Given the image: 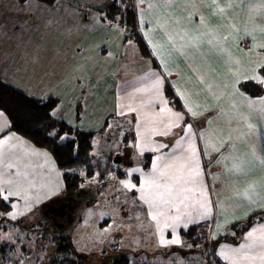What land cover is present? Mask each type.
I'll return each mask as SVG.
<instances>
[{"label": "crops", "instance_id": "crops-1", "mask_svg": "<svg viewBox=\"0 0 264 264\" xmlns=\"http://www.w3.org/2000/svg\"><path fill=\"white\" fill-rule=\"evenodd\" d=\"M126 1L131 3L128 6L132 10H140V14L136 11V30L138 36L147 45L148 55L146 56L142 54L131 33L129 36L124 33L129 30L108 18V10L125 7L123 0H73L71 7L48 10H39L37 7L39 1L35 0L31 9L25 13L9 11L11 0H0V22L6 23V30L9 33L19 31L14 28L18 20L29 19L32 23H36L39 19L40 23L39 31L32 28L23 33V39L13 37L11 41H0V50L16 57L15 63L11 60L6 62L0 60V69H2L0 80L35 98L58 99V104L53 110L57 119L68 122L82 131L95 132L96 136L106 138L103 134L109 128L112 130L116 128L114 121L130 118L126 121L127 124L130 123L129 127L134 134L131 139L135 143L142 144L147 153L143 155L141 172L131 175H128L131 169L137 168L133 162H130L131 147L128 145L125 147V153L128 155L126 156L127 168H125L127 171L118 169L120 167L118 162H123V156L117 155L116 159L119 161H116L115 168L108 172V175H115L118 185L124 191L128 188H125L121 181L129 180L139 187L143 183V180L140 181V176L151 174L156 157H164L161 164L166 162L169 157L168 149L176 145V139L180 136L181 140L183 135L179 131L180 128H184L183 123L179 127H174L167 135L151 131L153 128L163 131V125L159 122L161 117L156 115L163 105L153 91L147 90V78L153 73H159L160 68H165L164 74L168 76V80L171 81L172 74L178 76L179 79L172 77V83L182 89L183 80L180 78L185 80L187 75L198 73L201 76V103L198 104H201L199 108L203 109V112L199 118L189 119L195 135L191 139L187 135L183 136L182 144L185 148L189 143H194L200 156L205 159L206 154L212 164L207 167L201 166V176L195 183L187 185L193 191L187 193L189 199L184 204L178 205L179 213L176 208L169 209L166 206L158 209L165 212V217L161 219H167L169 223L177 215L181 217L175 229L163 228L165 241L178 237L181 242L179 244H161L160 242L158 245L152 244L149 247L139 248L140 254L133 252L135 261L128 256L122 258H129L131 262L140 264H206L201 260V257L205 258L203 251L206 247L207 261H210V264H264V245L259 240L264 233L260 231L255 233L257 243L254 247L233 251L250 243L247 239L248 233L254 228H264V222L253 225L242 234L232 229L233 225L264 212V164H261V159L264 158V151L261 150L264 148V118L255 110V107L248 106V100L258 101L264 97V94L261 97H251L240 88L239 92L233 88L237 76L241 77L242 82L248 80L245 77L252 73L247 70L249 67L252 68V60L249 56L246 57V53L239 50V46L247 48L248 44L250 51H254L253 48L264 51L258 47L259 43H264V31L253 24V18L258 16H247L243 20L233 17V20L227 23L225 18L227 14L236 13L237 15L238 0H216V3L225 9L221 22L216 19L212 21L213 16L220 15L213 8V0H204L203 4L197 0L195 6L189 3V0H173L170 7L162 5L160 0ZM262 1L260 0L261 6L264 5ZM20 3L21 1L17 0V7ZM245 7L249 8L248 10L257 8L256 6L253 8L254 4L250 1ZM173 12L176 15L179 12L183 14L184 23L180 24L184 28L169 29L173 36V40L170 41L168 34L160 25L166 24V17ZM243 12H245L244 7ZM194 14L202 15L206 22V17L208 18L205 32H214L221 38L228 37L224 42L226 52L221 51L219 46L209 44L208 36L204 38L205 42L199 49H186V55H181L175 50L173 44L184 43L177 37H180L185 29L190 34H198L199 21L194 23L188 21V17ZM140 16L146 22L142 23ZM105 18L114 25H108L104 21ZM231 26H235L239 31L233 33ZM115 30L121 32L119 38L114 34ZM246 31L252 32L253 36L260 32L261 36L256 37L255 40H249L250 38L245 36ZM145 33L151 34L153 43L157 46L155 49L147 43L150 37ZM128 37L133 38L140 55L124 54L125 50L122 46L124 47L123 44ZM111 39L116 40V45L112 48L114 57L109 59L103 52L106 51L108 54ZM17 42L20 44L19 48L16 47ZM209 51L213 54H208ZM37 52L40 54L39 62L35 67H31L26 61ZM150 52L153 55H150ZM161 60L164 64L158 68L157 65ZM192 84L193 82H188V86L195 88L196 93L200 94L197 90L199 85ZM166 85L167 83L162 89L161 96L169 101V107H173L166 95ZM95 99L101 102L97 109L90 103ZM96 110L101 111L99 117L94 114ZM174 110L178 109L174 107ZM221 110L224 118L218 119ZM229 118L232 119V123L228 122ZM194 119L207 120L210 123L196 125L193 122ZM248 125H252L253 130H250ZM173 132L179 135L175 136V140L169 141ZM141 133L145 136L143 143ZM230 137L233 139L230 140ZM126 139L130 140L127 136ZM212 142L219 147L218 152L210 148L209 144ZM129 144L132 143L129 142ZM229 144L232 146L229 147ZM159 145L164 147H161L159 151L151 150ZM173 153L179 152L177 150ZM147 154L150 155V160L148 168H145L148 161L145 158ZM233 158H239L242 162L243 174L237 175L229 171ZM220 159H223V162H219ZM108 163L111 162L105 164ZM107 180L108 177L102 180L103 185H106ZM0 190L2 198L9 191L19 193V195L10 196L7 200L12 206L11 212L16 210V206H22L18 200L28 201V204L33 201L34 204L29 208L38 205L56 207L51 199L64 192L63 174L53 156L47 150L36 147L28 139L12 132L10 121L5 114L0 117ZM129 190L136 194V200H133V203L136 202L141 207L135 212L139 214L136 218H141L140 214H142L146 222L151 225L156 238L153 225L157 226V224L151 218L153 210L140 199V192L135 189ZM201 192L204 196L200 195ZM205 197L210 202L208 206L211 209L206 216L203 215L204 210L201 207ZM70 201L71 205L76 203L73 200ZM69 209L67 215L71 213ZM157 230L158 238L161 240L158 227ZM183 230H189V234L183 235ZM211 243L216 245V254L222 263L216 262L209 255L208 246ZM222 252L229 258L225 259V256L221 255Z\"/></svg>", "mask_w": 264, "mask_h": 264}, {"label": "rangeland", "instance_id": "rangeland-1", "mask_svg": "<svg viewBox=\"0 0 264 264\" xmlns=\"http://www.w3.org/2000/svg\"><path fill=\"white\" fill-rule=\"evenodd\" d=\"M72 1L73 0H57L56 6L54 7H51L53 5L39 1V10H48L49 8L61 9L67 6L71 7V3H73ZM248 1L254 4L253 8L260 6L261 3L260 0H238L239 6L237 15L236 13H232L231 15L227 14L225 16L227 23H229L230 20L232 21L233 17L238 20H243L247 18V16L259 17L260 15H264V7H261V10H248L249 8L245 7ZM262 2L264 3V0ZM122 3L127 7H129L128 4L131 5V3L126 0H123ZM242 4L245 12H243ZM134 11H137V13L140 14V10ZM172 16L180 23H184L183 14L181 12H179L177 15L173 12ZM140 17L142 19V16ZM222 18V15H215L212 17V21L216 19L218 22H221ZM206 19V23H208L209 20L207 17ZM104 21L108 25L113 24L106 18ZM143 22L146 21L142 19V23ZM120 33L121 32L119 30L114 31V34L118 38ZM124 33H126L128 36L130 35V32L128 31H124ZM259 33L260 32L255 33L254 37L256 38L261 36ZM114 39H111L109 43L110 50L108 54L106 51L103 52L104 56L106 55V57L109 59L114 57L112 52V48L116 45V40ZM177 39H179V37H177ZM250 43H252V41H250ZM123 45L124 47L122 46V48L125 50L124 54H129L132 56L140 55L133 38L128 37ZM247 46V48L239 46V50H242L243 53H246V57L249 56V59L252 60V68H247V70L252 72L253 68L258 69L260 64H264V51L257 48H253L254 51H250L248 44ZM208 54H213V52L209 51ZM249 74L252 75V73ZM172 77L173 79L174 77L179 79L178 76L172 74L171 83ZM180 79L183 80V82H181V90L187 91L190 106H201V104H198L201 103V76H199L198 73H195V75H187L185 80L183 78ZM188 82H193L192 85L198 84L199 86L197 90L200 91V94L196 93L195 88L189 87ZM90 103L95 109L101 105L99 99H95ZM183 111L184 110L182 109L181 112ZM100 112V110L94 111L96 117H99ZM186 118L188 117L186 116ZM129 119L130 118L126 120ZM126 120L114 121L116 122V128L113 130L109 128L107 132L103 134V136L108 139L99 135L94 138V148L92 151L93 163L97 164L100 162L105 164L107 162H111L112 165H115L117 155L120 156L121 154V156H123V162H118L120 165L118 169L126 170V156L128 155L125 153V147L128 145L132 149V160H130V162H133L134 166L137 168L141 167L143 155L147 153V150L144 149L143 154H141L140 148L142 147V144L139 142L135 143V141L131 139L134 134L131 132V128L129 127L130 123L127 124ZM198 121H201V119L193 120L196 125H201V123H198ZM179 131H181L183 134L182 137L186 136L184 134L186 131L184 128H180ZM177 135H175V132H173L169 141L175 140V136ZM126 136L127 138H130V140L126 139ZM155 140L157 141L156 138ZM176 140H180V136ZM128 141L132 144H129ZM188 145L184 148L182 144V148L177 149L176 145L174 144L170 149H168V155H180L183 149L188 148ZM192 145L197 148L194 143H192ZM209 145H214V143L212 142ZM177 150L179 152L178 154L173 153V151ZM196 152V160L198 161L199 171L201 170V166L207 167V165L209 166L212 164L211 161L208 160L206 154L204 155V158L206 159L205 160L202 156H200V153H198L197 149ZM187 155H190V153H187ZM152 161L154 162V159ZM218 161L223 162V159ZM98 177L99 172L95 179H85L83 181L80 194L74 197V200H77L78 203L72 205L74 208L71 207V213L67 215L66 219H60V223L62 224L61 227L58 226V229H56L53 228L54 226L49 223L51 230L48 232L47 235L49 236L47 237H45L46 233L43 230V227L38 226L39 222L44 220L48 221V219L54 218L53 216L49 215L50 212H47V206L41 207L38 205L37 207L29 208L30 205L34 204L33 201H30V204H28V201L18 200V202H21L22 206H16V210L14 212H9L6 214L0 212V217L3 219L2 221L0 220V242L6 244L8 250L6 254L0 252V261H4L5 264L7 262L8 264H62L58 262L52 263L49 260V257L51 254H53L52 251H55L57 247L70 242L73 246L70 257L77 260V264H113L114 261L121 259L124 256L131 257L130 259L135 261L136 259L134 258L135 256L133 252L140 254L139 248L149 247L152 244L158 245L161 240L158 238L159 233L157 226H155V224L153 225L157 236L154 238V232L152 231L151 225L146 222V218L142 214H140L141 218H136L139 214L135 212L137 210L139 211L141 207L138 206L136 202L133 203V200H136L135 192L129 189L123 191V188L118 185L116 179L117 177L113 174H109L105 177L106 179L108 177L106 185H103L102 180H100ZM140 177V181H142L144 177ZM65 199L66 197L64 192H61L53 197L51 202L57 206L60 205ZM12 213L16 214L15 219L12 218ZM211 246L212 243L210 246H208V250H210L208 252L212 258L214 254L211 252ZM206 251L207 250L205 247V250L203 251L205 258L201 257V260H203L206 264H210V261H207ZM129 253L131 256H129ZM59 258H63V255L60 254Z\"/></svg>", "mask_w": 264, "mask_h": 264}, {"label": "snow or ice", "instance_id": "snow-or-ice-1", "mask_svg": "<svg viewBox=\"0 0 264 264\" xmlns=\"http://www.w3.org/2000/svg\"><path fill=\"white\" fill-rule=\"evenodd\" d=\"M35 2V0H21L20 6L17 7V0H11V6L9 8V11H19L21 13L28 12L31 7L32 3ZM48 3L50 5L56 6V0H48ZM160 3L164 5L165 7H170L173 3V0H160ZM189 3H191L193 6L197 3V0H189ZM199 3L203 4L204 0H199ZM40 5H37L39 7ZM213 8L220 14H225V9L220 7L218 3H216V0H213ZM167 23L160 25L161 28L165 30V32L168 34V38L170 41L173 40V36L171 32H169V29H175V28H184L183 25L180 24V22L172 17L171 14H168L166 17ZM189 23H194L196 21H199L198 25V34H190L186 29L183 32L182 35H180V39L184 41V43L176 45L173 44V47L177 52H179L181 55H186V49L188 48H196L199 49V47L205 42L204 38L206 36L210 37L208 39V43L213 46H219L221 48V51L226 52L227 48L224 47V42L227 41L228 37H219L214 32H205L206 27V20L202 15H191L188 17ZM253 24L257 27H259L262 31H264V15H260L259 17L253 18ZM6 23L0 22V41L9 40L11 41L13 37H19L20 39H23V33L31 30L32 28H35L37 31L40 30V23L39 19H37L36 23H32L29 19H25L24 21H17L14 24V28L19 29V31H13L9 33L6 30ZM51 27V25H50ZM232 27V32L235 33L239 31L235 26ZM146 36H149V40L147 41L148 44L152 45V48L155 49L157 46L153 43V40L151 38V34L145 33ZM245 36L247 38H250L252 40H255V37L252 35V32H245ZM16 47L19 48L20 44L17 42ZM258 47L264 49V43H259ZM150 55H153V53L150 52ZM39 56L40 54L37 52L35 55H32L31 59L26 61V63L29 64L31 67H35L36 64L39 62ZM0 60L8 61L11 60L15 63L16 57L10 53H3L2 50H0ZM164 64V61L161 60L160 63L157 65L158 68H160V65ZM0 72H2V69H0ZM165 73V68H160L159 73H153L151 76L147 78L148 80V89L149 91H153L154 94L160 98V103L163 105L160 108L159 113L156 115L158 117H161L160 123L163 125V131H159L156 128H153L151 131L156 132L160 135H167L174 127H179L181 123L184 125L185 135L191 139L195 134L193 133L192 124L189 122V119L192 118H199L202 115L203 109L199 108V106L193 107L190 106L189 103V97L186 90H181L180 86H173L171 81L168 80V76ZM245 79L252 80L256 83H258L261 86H264V64H260L257 68L252 69V75L245 77ZM167 83L168 89L172 92V95L176 97L175 101H172L173 107H169V101L164 99L161 96L162 89ZM241 83V77L237 76L235 79V82L233 84V88L239 92L238 85ZM139 91H144L145 89H138ZM240 95H243V93H240ZM179 102L180 108L184 111L181 112L180 110H174L175 103ZM248 106L250 108L255 107V110L258 111L262 118H264V97L260 98L258 101L255 100H248ZM134 111V109H133ZM4 113L0 111V117H3ZM56 113L52 112L50 113V116H55ZM185 116H187L189 119H186ZM224 113L221 110V115L218 117V119H223ZM229 123H232V119H228ZM238 122V121H237ZM210 123L207 120L201 121V125ZM49 128H52L53 131L49 132V136L58 139L60 141H69L68 147L70 152H74L76 145L75 141L73 140L70 131L69 132H63L59 129L55 128V125H49ZM248 128L250 130H253L252 125H248ZM233 139L230 137V140ZM141 141L142 143L145 142V136L144 133H141ZM182 141L181 140L176 141V148L181 149L182 148ZM232 145L229 144V147ZM161 147H164V145H159L158 147L152 148V151H159ZM210 148L219 151V147L216 145H210ZM264 151V148L261 149ZM144 148H140L141 154H143ZM187 153H190V155H187ZM196 148L189 144L187 149H183L181 151L180 155L177 156H169L167 161L161 164V161H164V157L157 156L156 157V163H153L152 165V172L151 174H145L143 178V183L137 187L136 184L131 183L129 180H123L121 183L125 188L128 189H135L136 191L141 193L140 199L144 201L145 204L148 205L149 209H152V216L151 218L156 221L157 227L160 229L161 234V244H179L181 241L177 237L176 239L165 241L163 239V228L165 227H171L175 229L176 223L181 219L179 215H177L175 218L172 219L171 223L168 222L167 219H161L162 217H165V212L158 211L161 207H167L169 209L176 208L177 213H179L180 204H184L185 201L189 199V196L187 193H190L193 191L192 188L187 187L189 183H195L196 179L201 175L199 171L198 161L196 160ZM261 164H264V158L261 159ZM11 167V165H9ZM229 171L233 172V174H243L244 168L243 164L240 161L239 158H233V163ZM141 172L140 168H132L131 172L128 173V175H131L132 173H138ZM12 195H19L18 192H12L9 191L7 194L3 195V200L7 201L10 196ZM201 196H204V193H200ZM209 201L207 198H204V203L201 204V207L203 208V215H208L211 211L209 205ZM12 218H16V214L12 213ZM163 225V226H161ZM257 231H260L261 233H264V228L256 229L254 228L252 231L248 233V241L250 243H247L245 245L241 246V249H235L233 251H242L245 248L251 249L254 247L257 243V239L255 236V233ZM260 243L264 245V235H261L259 238ZM221 255L225 256V259H228L229 257L225 255L224 252L221 253Z\"/></svg>", "mask_w": 264, "mask_h": 264}, {"label": "trees", "instance_id": "trees-1", "mask_svg": "<svg viewBox=\"0 0 264 264\" xmlns=\"http://www.w3.org/2000/svg\"><path fill=\"white\" fill-rule=\"evenodd\" d=\"M39 1L49 4L48 0ZM107 13L109 19L117 21L129 30L135 42L138 43L140 50L143 52L142 54L145 56L148 55L145 41L137 34L136 12L125 6L123 9L108 10ZM239 88L251 97H261L264 94V86L252 80L242 81ZM166 95L171 102L176 100V97L172 95L167 85ZM57 104L58 99L56 98H35L23 91L17 90L3 80H0V111L9 119L10 130L28 139L36 147L47 150L53 156L58 168L63 174L64 195L66 197L64 201L68 200V198L74 201V197L80 194L81 186L85 179H95L99 172L98 178L103 180L108 175V172L112 171L115 167L111 163L106 165L100 162L97 164L93 163L92 151L94 148V138L97 133L82 131L68 122L59 120L55 116H50V113L53 112ZM174 107L178 110H182L179 102L175 103ZM49 125H55L56 129L63 132L70 131L76 145L74 152L69 151V141H60L49 136V132L53 131L52 128H49ZM145 158L148 160L145 164V168H148L150 155H146ZM121 176H125V174H121ZM75 202L78 203V201ZM49 207L47 206V212H49ZM55 208H57V206ZM11 210L12 206L7 201L3 200L0 190V212L6 214L11 212ZM52 214L51 212L49 213L51 216ZM0 220L2 221L3 219L0 217ZM48 221L44 220L38 223V226L43 227L46 233L45 237L49 236L47 234L51 230L49 223L56 229H58V226H62L60 220L56 218L48 219ZM261 222H264V212L257 213L246 221L233 225L232 229L242 234L253 225ZM182 233L186 236L189 234V230H183ZM210 249L214 254L213 259L216 260V262L220 261L222 263L216 254V245H212ZM72 250L73 246L70 242L68 244H63L57 247L55 251H52L53 254L50 255L49 260L52 263L75 264L78 261L70 257ZM7 251V245L0 242V252L6 254ZM60 254L63 255V258H59ZM0 264L5 263L4 261H0ZM6 264H8V262ZM113 264L137 263L131 262L128 258H121L114 261Z\"/></svg>", "mask_w": 264, "mask_h": 264}, {"label": "flooded vegetation", "instance_id": "flooded-vegetation-1", "mask_svg": "<svg viewBox=\"0 0 264 264\" xmlns=\"http://www.w3.org/2000/svg\"><path fill=\"white\" fill-rule=\"evenodd\" d=\"M71 200V198H70ZM64 203H68V205L66 206L65 210L63 208H60L62 204ZM70 203L66 200V201H63L60 205H57V213L56 214H52V216L54 217V219L56 218L57 220H60L61 218L63 219H66L67 218V212H68V209L70 208ZM65 212V213H64ZM63 214V215H61Z\"/></svg>", "mask_w": 264, "mask_h": 264}, {"label": "water", "instance_id": "water-1", "mask_svg": "<svg viewBox=\"0 0 264 264\" xmlns=\"http://www.w3.org/2000/svg\"><path fill=\"white\" fill-rule=\"evenodd\" d=\"M116 161H119V159H116ZM68 202H70V198H68V200H67ZM75 201V200H74ZM68 205V203H64V204H62L61 205V207L60 208H63L64 210H65V208H66V206ZM71 207H72V205H70V209H71ZM57 210H58V208H55V207H49V212H51V213H53V214H56L57 213ZM66 211V210H65ZM65 213V212H64ZM61 215H63V214H61Z\"/></svg>", "mask_w": 264, "mask_h": 264}, {"label": "bare ground", "instance_id": "bare-ground-1", "mask_svg": "<svg viewBox=\"0 0 264 264\" xmlns=\"http://www.w3.org/2000/svg\"><path fill=\"white\" fill-rule=\"evenodd\" d=\"M261 7H264V6H261V5H260V6H258L255 10H261V9H260Z\"/></svg>", "mask_w": 264, "mask_h": 264}]
</instances>
